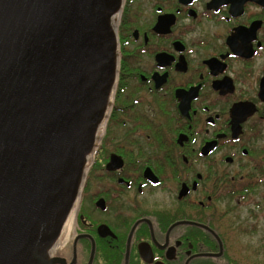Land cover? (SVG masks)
I'll return each instance as SVG.
<instances>
[{"label": "flooded vegetation", "instance_id": "af4514ba", "mask_svg": "<svg viewBox=\"0 0 264 264\" xmlns=\"http://www.w3.org/2000/svg\"><path fill=\"white\" fill-rule=\"evenodd\" d=\"M117 35L57 264H258L264 241L234 238L257 230L264 194L245 203L251 226L221 206L264 191V0H125Z\"/></svg>", "mask_w": 264, "mask_h": 264}, {"label": "water", "instance_id": "95a60500", "mask_svg": "<svg viewBox=\"0 0 264 264\" xmlns=\"http://www.w3.org/2000/svg\"><path fill=\"white\" fill-rule=\"evenodd\" d=\"M124 1L0 0V264L59 262L117 81Z\"/></svg>", "mask_w": 264, "mask_h": 264}, {"label": "rangeland", "instance_id": "374dc122", "mask_svg": "<svg viewBox=\"0 0 264 264\" xmlns=\"http://www.w3.org/2000/svg\"><path fill=\"white\" fill-rule=\"evenodd\" d=\"M143 9L145 11L144 19H150V12H151L150 4L149 3H145V5L143 6ZM132 11H134V9H132ZM102 133H103V128L99 132L100 140H101V137H102ZM100 140H99V142H97L96 147L100 143ZM95 149H94V151H95ZM93 154H94V152H93ZM93 154H92V157H93ZM92 157L90 158V160L88 162V166H87L88 168H89L90 164L92 163V159H93ZM86 176H87V174H86ZM85 179H86V177H85ZM254 194H257V195H252V197H247L246 200H244V202H243L244 205L243 204L242 205H238L237 209H233V206H234L236 201L235 202H231V203H222V206H221V210L222 211H224L225 209L227 210L228 208H232V211H231L232 213H231V215L229 217L226 218V222L232 221L233 220L232 217H233L235 219L238 218V220L240 222L245 223V225H247V226H251V225L255 224V223H253V220L249 219V215L252 212L254 213V210H252L253 207L251 209V206L250 205H245V203H247L246 201H248V200L250 201V200L255 199V198H258L260 201H263L262 200V195L264 194V191H259V192H256ZM262 209H263V212L259 213L260 214L259 215L260 221L257 223V225L259 226V227H257V230H255L252 233L249 231V232H246V234L244 233L241 236H239V235L236 236L234 238V242L250 243L251 245H256V242L258 244H261L264 241V201L262 202ZM61 233H62V235L65 233V226H64V228H63ZM60 237H61V235H60ZM259 250H260V252L262 251L263 254L259 256L257 261H258V264H263L264 248L263 249L260 248ZM54 254H55V252H54Z\"/></svg>", "mask_w": 264, "mask_h": 264}, {"label": "bare ground", "instance_id": "6f19581e", "mask_svg": "<svg viewBox=\"0 0 264 264\" xmlns=\"http://www.w3.org/2000/svg\"><path fill=\"white\" fill-rule=\"evenodd\" d=\"M64 238H65V237H63V239H64ZM58 245H59V244L57 243V244H56V249L58 248Z\"/></svg>", "mask_w": 264, "mask_h": 264}]
</instances>
